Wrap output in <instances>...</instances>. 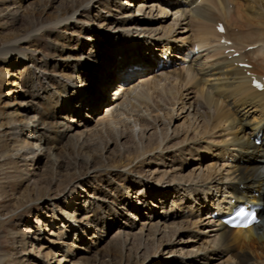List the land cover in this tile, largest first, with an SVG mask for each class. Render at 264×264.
Returning a JSON list of instances; mask_svg holds the SVG:
<instances>
[{
  "label": "bare ground",
  "instance_id": "6f19581e",
  "mask_svg": "<svg viewBox=\"0 0 264 264\" xmlns=\"http://www.w3.org/2000/svg\"><path fill=\"white\" fill-rule=\"evenodd\" d=\"M28 1L30 2V0H0V30L8 27L11 28L12 31L14 30V32L9 33V37L4 38L6 40L5 42L11 41L9 43L4 42L5 44L2 43L0 45V65L2 66V70H4L2 85L9 87V89L5 91L2 96L0 95V98H5V101H0V138H2L1 140L4 142L7 148V153H10L9 156L11 158L14 157V159L17 158L19 162L17 164H19V167L22 168L21 174H24L23 180L26 182L36 177L34 168V170L26 169L28 166H26L28 159L35 161L36 158L43 156L46 151H50V153L47 155H49L50 160L52 159V166L55 170L54 178L52 179L54 180L53 184L56 182H58V184L67 182L69 179H72L77 181L76 185H82L84 184L83 182H85L84 180L89 177V174L93 173L95 167L98 164L96 161L97 158L94 155L96 148L104 150L105 145L108 144L112 138H114V140H121L126 137L129 138V133H132L133 128H131L129 125L127 126L124 122H122V120H117L118 117L122 115V113L118 112L117 116H114L112 113L111 115H113V117L109 114L110 118L107 117L104 118V120L98 121V124L93 128L92 131L79 132L78 135L73 136L70 134L72 130V125L70 124L72 121L74 122V120L79 116L78 113L72 111L71 117H67L70 121L67 122L68 119L66 118V114H68L70 111L66 110V104L74 101L75 99H79V93H81L80 89H83L84 81L87 79V76H85L83 70L88 64H93L91 58L89 57H94L92 54H90V56L86 58L83 54L78 53V44L80 48L82 46V40L92 39L91 41L94 42V39L100 36L98 31L92 30L90 28L94 24L96 27H98V30H101L100 28H102V25L103 29L109 27V29L106 31V34L108 35L106 38L114 39L112 41L113 43L118 42V45L116 46L118 47V50L116 51H119L117 55V57L119 56L118 59L112 60L111 64H106L109 68L108 71H102L101 74H95L97 79L91 84V86H94V89L98 90L97 93L104 96L106 93V88L103 84H101L100 79L104 78L106 75L113 74V78L108 80L107 86L110 88L118 84L119 88L122 87L123 85L120 83L125 82L130 77L129 74H126V65L129 67L136 66L135 62L130 60L134 58L133 56H136L138 48L142 47L140 55H144L142 56V61L140 60L142 64L138 65V67H140L138 72L142 74L154 67L153 57L158 56L155 54V52H159V49L155 48L152 43H157L159 41H149L145 39L144 44H149V46H147L149 48V52L142 53L147 47H143L144 44H142V41L141 43L139 41H133L134 38L138 35H142L143 38L149 39L151 37H157L160 40H165L161 37H164L166 34L161 35L160 29H152L146 26L149 25V23H153V19L150 17L151 14L149 15L152 5L147 6L148 4H142V6L139 7L137 6V9L135 10L141 14L143 13V16H149L148 19H138L130 12L129 6L133 5H131L130 2L128 3L126 0H119V4H121L122 7L119 9L118 18L115 20H104V18L98 14V11L93 15L91 14L92 9L89 8L90 6L88 7L90 0H69L68 4L66 2L67 5L63 4L62 2L63 5L58 7L53 17H46L47 19L41 18V20H37L36 23V21L29 19V14L31 12L24 8L26 5L25 3ZM51 1L54 5L58 0ZM149 1L150 0H145V3H151L154 0H151L150 2ZM155 1L163 4L165 3L164 6H160L158 9V13L160 15L165 16V8L170 7L166 5L167 3L168 5H171L170 8L177 10L176 14L180 13V16L183 15L180 7L182 5L185 6L184 3L186 4V0H180L181 3L179 2L178 4L172 3L173 0H167V2L166 0ZM194 1L195 0H189V3H193ZM203 1L206 2H204L207 4L206 6H203L202 8L199 7L189 14L191 19L197 21L199 25L196 34V40L190 39L185 44L184 41H179L180 43H183L175 44V38L170 42L168 41V38L165 37L166 44L163 46L161 44L162 49H165V53L179 58V56L172 54L173 51H171L178 50L177 52H179V55L182 54L180 55L182 57L180 58V60L182 59L181 63L184 64L188 57L191 56L192 49L194 47H196L197 50H199V48H205L209 46V43L212 42V38L216 39V33L213 31V28L210 30L211 26H209V24H214L221 19H223L222 21L225 23L224 29L228 30L230 26L234 27V29H238L235 33L232 32L229 34L227 33L228 31L225 32L226 38L232 43V48L240 52L245 47L256 46V50L243 55L239 54L238 58H232L229 60L224 57L221 64L217 63L220 62L222 58L221 56H218L216 58L218 61L215 62L217 64H214L215 66H212L213 68L201 76L197 72L196 73L198 75H195L193 71H188V69L184 72L181 70H173L170 73V71L165 69L166 67L164 64H162V67L159 71L165 72L163 74L166 76L170 74L173 82H176L180 88L178 86V88H176L174 85H171L167 89L165 87H161L160 90H158V84L161 82L160 77H158L160 79L159 81H153L154 83H152V79H149L150 83L148 82L144 86L140 85L143 89L138 92L136 97L140 105L145 103L146 106V103L150 102L149 100H151V97L148 93L149 89L153 88V90L158 91L157 96H159L163 102L168 101L166 103L173 106L179 101H182L181 99L183 94L181 92H184V98L189 97V91L186 89V87H193L196 90L202 100L200 105L203 112L199 114V117L204 125V135L217 130L220 135L223 134V136L227 135L230 137L227 138V140L221 139V145L215 147L218 148L217 151L220 155L219 158L223 159L224 156H226V158H231L233 165L231 167L230 173H228L227 176H221L219 179L214 177L212 179H205L200 183V190H195L193 187L192 189L186 188L185 191H192L191 194L188 193L187 195H194L193 200L197 202V208H199V204H202V200L204 201L203 208L207 206L212 208L218 206L221 203L230 204L231 200L233 201V204L238 203L240 200H244V202H246L248 205L260 206L261 210L258 211L260 223L252 228L245 230H228L220 224V218H217L215 221H213V226H215L216 241L212 251L217 250L218 252L223 253V255H230L235 264H264V161L259 148L253 144V139L256 136H258L260 139H264V96L263 92H256L252 87H250V80L244 75V71L233 65L234 63L243 62L246 58L247 63L252 65V69L247 71L253 73L255 76L264 75V0ZM109 2H111V0H97L93 4L99 7L104 6L106 9H108L107 7L110 5ZM228 5H232L234 16L229 15L231 12L228 13L230 11V9L227 8ZM97 6L93 8H96ZM223 6L226 7V11L221 9ZM145 9H149V12L145 13ZM78 10L80 11L78 16L83 19H77L76 23H70V25L73 27L78 26L77 36L75 34L73 35V37L77 38V40H75V46L77 49L72 47L65 50L66 52L72 53L73 55L70 54L66 58L62 57L61 55L58 56L59 59L55 61L52 66L50 63L55 57H57L56 53L63 52L59 42H66L67 35L69 37L67 32L69 29L67 27L70 21L68 23L63 22L67 21L68 18L72 17L74 13L78 12ZM31 17H33L32 13ZM237 20L242 22H238L239 25L235 26L234 22ZM253 25L256 26L257 29H254L256 31H243V29L247 27L252 28ZM56 26L58 28L61 26V30L56 31L52 29V27L56 28ZM39 29H43L39 36L29 35L31 32L37 31ZM161 29L163 30L164 28L161 27ZM167 31L168 32L166 33H169L170 30L168 29ZM54 34H56V40L51 41L49 39V35L53 36ZM42 37L47 38V41L43 43L45 44L46 52H40L37 49L32 51L26 47L20 46L21 44H18L22 41H25L26 44H30L34 41H37L38 39L41 41ZM125 39H129L130 41L124 44ZM215 42H217V39ZM132 44H135V46H132ZM181 45L182 47L179 48ZM211 48L213 55H219L227 47L217 45ZM120 51L125 53V61H119L120 57H123V54H121ZM126 51L129 52V56L127 55V57H131L130 59L126 58ZM252 53L255 54L256 57H261L259 62L253 61V59L249 57V55ZM149 54L151 56L150 58H148ZM113 56H115L114 53ZM193 59L194 58H192V60ZM102 60L107 63L108 59ZM190 60L191 59H189L188 62H190ZM108 61H110V59ZM174 63L176 67L177 61H174L169 67L170 69L173 67ZM178 64L180 63L178 62ZM60 69H63L61 73L58 72ZM227 69L228 71H226ZM66 71H69V73ZM81 71L82 73H80ZM64 72L67 74H63ZM103 75L105 76L103 77ZM166 76L164 77V81L167 80L168 76ZM214 76L220 77L216 78V85H213L209 90L204 91L203 88L209 81L207 80V77ZM221 76L223 77L222 79ZM155 80L157 79L155 78ZM132 81H128V83L124 84V86L127 87H124L126 88L124 89V92L128 91L127 85H129ZM73 82L78 83V90H75L72 96L70 94V90H72L70 83ZM98 83L102 85L100 90L95 87V84L98 85ZM149 85L150 88L148 89ZM49 90H53V92H50ZM88 92H90V90H88ZM43 93H46V97L49 96L47 97L46 101H42L40 97ZM126 94L127 93H125V97L127 96ZM91 95L92 96H90V98L89 95L85 97L82 103L85 101L87 102V100L89 102L91 101L90 104L92 105L102 103L103 99H101L98 94L95 95L92 93ZM132 99L135 98L132 97ZM86 102L84 104H87ZM75 105V108L78 107L77 102ZM131 107L134 108L135 106L131 103ZM51 109H54L53 114ZM31 110L35 111L34 114L28 115V112ZM42 111L44 113H42ZM158 112H162L160 106H157L155 110V113ZM249 114L251 115V121L247 119V115ZM44 116L48 121L55 117V132L52 129V123L48 121L46 122V120L43 119ZM134 128H136L137 133L139 132L141 135H144L146 131H149L148 127L141 125L140 123L137 125L134 124ZM52 133L57 134V137L55 138L57 142H62V140L65 139L66 144L63 143L64 147L72 145V149L74 152H76V155L72 156L71 159L68 158L70 161L68 159H63L62 157L58 158L57 155L53 153L55 149L48 148V141H50L49 135ZM152 136L153 137H151V139H149L146 143L144 151L141 154L133 153L134 159L139 156L151 153L159 148V142L157 141L158 138L154 137V135ZM140 141L142 142L141 139L139 142ZM121 146L122 151H127L129 148H125L123 145ZM228 148H230L231 151H234L235 154L233 155ZM165 149L166 148H162L161 152ZM144 163L145 162L142 164ZM109 166L110 165H107L105 168L103 167V169L106 171ZM125 166L126 165H123L121 168ZM111 171H113V169H111ZM129 172L130 171L123 173L117 169L115 173L112 172L110 174L111 177L107 179H100L99 190H101V192H99V190L97 191V197L90 196V193L86 192L84 188L81 189V191L84 193V196L80 195L73 188L70 190L68 189V193H65L66 196L61 203L63 209L57 208L53 202V200H55L54 197H47L48 205L44 207L42 206L40 208V211L37 212L35 219L31 221L26 219L27 223H25L26 225L22 229L21 233H16L13 235L15 238H17L16 242L19 243V246L24 248V246L27 244L29 248L18 252V258H21L23 262L18 261L17 264H42L44 259L49 260L47 261L49 264L56 256L55 253L53 254V251L42 253L43 249L41 250V247L35 245L34 243L38 240L35 235L40 234L41 231L43 232L45 230V226H47L43 225L45 219L52 220L53 218L52 223L51 220L47 221V224L53 227V229L58 225L56 220H59V223L67 224L65 228H68L67 234H71L69 238L70 241H72L68 247L69 249L72 248V250H75L74 255H79L81 252L85 251L84 248L79 247L80 245H85L84 247H87L88 245L90 246L92 244V242L87 244V242H90L88 235H90L92 231L93 237L97 235L95 237L96 241H100V232L99 230L95 229V226L99 225V219H102L100 211H97L96 213V211L93 210L92 217H88L87 215L81 216L79 220H76V222L79 223V226L77 229H74L72 227L70 228L71 221H68L69 219L66 220V216H69V212H66V210H72L71 213L77 215L78 213L82 212V209L84 210L85 206H87V210H89V208L92 206H96L97 209L99 208L98 210H102L104 207H109V209L112 211V216L115 217L116 222L119 221L120 218L116 219V217L119 216V213L115 212V208L113 211L109 204L104 200L103 196L106 192L102 191L105 187V184H107L109 187H111L112 184L114 185V181L112 180L113 177L121 179L123 178V175L128 176ZM133 177L135 179H131L130 183L133 184V186L137 185L135 194H138L149 181L147 180L148 178L143 177L142 169L138 170L135 168V175ZM124 180L126 181L128 178ZM163 184H168L169 186L168 181L164 182ZM146 186L148 185L146 184ZM221 189H226L227 192L225 197L223 196V192L220 193ZM48 190H45L44 195L48 192ZM153 190L154 188L152 191ZM181 190L182 189L180 188L178 191ZM121 191L123 192V195H126L125 199H127L129 202L131 201L128 199L129 196L130 198H132V196L134 199L137 198L136 195H130L132 190L129 186L122 187ZM185 191L183 190V192ZM159 195L160 194L158 193H154L152 202L157 200ZM169 196L170 194L166 195V197ZM186 196L184 198H186ZM178 199L180 198L177 197L175 200ZM137 200L139 203H141V197H139ZM166 200L169 199L166 198ZM38 201H40V198L36 200V202ZM116 201L118 200H115V202ZM32 202H28L26 206H29L32 204ZM158 202L159 201H157V203ZM118 203H120V200ZM187 203L191 204L192 201L187 199ZM139 205L140 207H143L142 203L136 205L134 202H130L126 208L123 206V209L128 212V215L125 214V216L130 215L129 211H137V206ZM151 205V207L156 208L154 204ZM48 207H51V209L49 211H44V209H48ZM49 212H55L57 213V216H54V214L51 216ZM88 212L90 211H87V213ZM71 213L69 214L71 215ZM175 213H177V211ZM211 213L212 211H209L207 214L210 215ZM171 214H164L165 216L162 218L159 217L161 221H164L163 223H167V220H172L173 223L171 226H168V224L164 225L163 228H160L157 226V224L154 225L153 228L155 231L153 237L157 234H163L162 238L169 237L175 232H172L171 230L177 231L180 229L179 227H182V223L176 224L174 222V217L179 219L177 218V214L174 215V217ZM183 216L184 215H182V217ZM68 218H70V216ZM92 225L94 226L92 227ZM89 228L92 229L89 230ZM125 228L130 229L131 224H123V229ZM161 229H164V231ZM165 229H169L170 232H166ZM145 231L144 228H141L138 233H124L121 231L117 236H115L116 238H113L112 243L110 244L112 254L110 253L109 255L107 253L106 256H103L100 254L102 249L95 250L94 252H92L91 249L92 253L90 255L83 256L80 258V260L78 259V262L73 264H113L114 261L116 264H149L148 262L154 264L157 260L155 257H153V255L150 254V248L152 246L154 247V243L153 245L151 244L152 246L149 244V240L152 238V236L150 238L148 234L145 235ZM73 234L75 236L74 238L72 237ZM157 247L158 246H156L155 249ZM122 252H124L123 257L122 255H119ZM170 253L172 252L163 253L164 257H162L163 254L159 257L164 258L165 261L169 263L172 261V259H180L181 261L190 260L191 263H193L198 258L197 251L195 253H185L178 256L170 255ZM116 254H118V256H116ZM202 255L205 256L204 254ZM116 257H118V261H116ZM28 259L32 260L25 263V260ZM3 262V257L0 254V264Z\"/></svg>",
  "mask_w": 264,
  "mask_h": 264
},
{
  "label": "rangeland",
  "instance_id": "374dc122",
  "mask_svg": "<svg viewBox=\"0 0 264 264\" xmlns=\"http://www.w3.org/2000/svg\"><path fill=\"white\" fill-rule=\"evenodd\" d=\"M58 1L56 2V4L53 5L51 0H30V2L28 1L29 3L28 2L25 3L26 5L24 8L28 9V11L32 13L33 17H31V13H30L29 19H31L32 21H36L37 23V20L40 21L41 18L47 19L53 17L58 7H60V5L66 4V2L68 4L69 0H61L60 2ZM96 1L97 0H90L88 3V7L90 6L89 8L92 9L91 10L92 15L98 11V14L101 15L102 18H104V20H115L116 18H118L119 9L120 7H122L121 4H119V0H111V2H109L110 3L109 7H107L108 9H106L104 6L99 7L93 4ZM126 1L128 3L130 2V4L133 5V6H129L131 14H133L135 17L141 20L148 19L149 16H143V13L141 14L140 12H136L135 10L137 9V6L138 7L142 6V4H148L147 6L152 5L151 7L152 9L149 15L150 14L152 15V16L150 15V17L153 19V23L151 24L149 23V25L146 26L152 29H160L161 35L166 34L164 37H161L164 38L165 40L161 39L162 40L161 41L157 37H151L148 39V38H143L142 35H138L137 37L134 38L133 41H139L140 43L142 41V44H144L145 39L149 41L157 40L159 42L152 44L155 48H158L159 51L161 49L163 52L165 49H162V46L166 44L165 37H167L168 41L170 42L171 40L173 41V39L175 38L176 40V41L174 40V42H176L175 44L183 43V42L180 43L179 41H184L185 44L190 39L196 40L197 38L196 34L199 25L197 21L191 19L189 14H191L192 11H194L197 8L199 7L202 8L203 6L207 5L205 4L206 3L205 1H201V0H195L193 3H189V0H186L185 1L186 4L184 3L185 6L182 5L180 7V10H182V14H183L182 16L185 17L184 18L180 16V13L176 14L177 10L174 8H170L171 5H168V3L166 5L170 7L165 8L166 14L164 16L158 13V9L160 6H164L165 3L164 4L159 3L155 0L151 3H145V0H126ZM179 2L180 0L172 1V3H177V4ZM95 6L97 7L93 8ZM227 7L228 9H230V11L228 10L229 11L228 13L231 12V14L229 15L234 16L232 5H228ZM221 9L223 11H226L225 6H223ZM148 12L149 9H145V13ZM79 13L80 11L78 10L77 13H74L72 17L68 18L67 21L63 22V23L65 22L68 23L70 21L67 27L69 29L67 31L69 37L66 34L67 35L66 42L64 41L59 42V45L62 48L63 52L56 53L57 57H55L50 63L52 66L54 62L59 59L58 56L61 55L62 57L66 58L70 54H72L66 52L65 50L70 49L72 47L76 48L75 40H77V38L73 37V35L75 34L77 36L78 26L73 27L72 25H70V23H76L77 19H83L78 16ZM222 20L223 19L219 20L218 22H222L225 26V23ZM238 22H242V21H238V20L235 21L234 22L235 26L239 25ZM209 26H211L210 30H212V23H210ZM47 27H51V26H47ZM161 27H163L164 29L162 30ZM90 28L92 30L98 31L100 36L95 38L94 42L91 41L92 39L82 40V46L80 48H79V44L77 46L78 53L83 54L86 58H88L90 54H92L94 57H89L91 58L93 64L91 63L88 64L83 70L85 76H87L86 77L87 79H85L84 81L83 89H80L81 93H79V99H75L74 101L66 104V110L70 111L69 112L70 114L69 113L66 114L67 115L66 118L68 116L71 117L72 111L78 113L79 116L74 120V122L72 121V123L70 124L72 125L71 126L72 130L70 134L73 136V135H78L79 132L92 131L93 128L98 124V121L104 120V118L109 117V114L112 117L113 115L117 116L118 112L122 113V115L118 117L117 120L119 121L122 120V122H124L127 126L129 125L131 128H133L132 129L133 131L132 133H129L130 134L129 138L126 137L121 140L120 139L114 140V138L110 139L109 143L105 145L104 150L103 149L100 150L99 148L98 149L96 148L94 155L97 158L96 161L98 164L95 167L93 173L89 174V177L86 178V180H84L85 182H83L84 184L82 185H76L77 181L72 179L71 180L69 179L67 182H62L59 184L58 182H56L57 184L56 183L53 184L54 180L52 179L54 178L55 170L54 167L52 166V161H51L52 159L50 160L49 155H47L48 153H50V151L48 152L46 151L43 154V156L36 158L35 161L33 160L31 161L30 159H28V162H26V166L28 165L26 169L30 170L34 168L36 177L26 182L25 180H23L24 174L23 173L21 174L22 168L19 167V164H17L19 163L17 158L14 159V157L11 158L9 156L10 153H7L6 150L7 148L4 142L1 140L2 138H0V254L3 257V261H4L2 264H17L18 261L23 262L21 258H18L19 256L18 252L23 251L25 249H29L28 245L26 244L24 248H22L21 246H19V243L16 242L17 238H15V236L13 235L16 233H21L22 229L26 225L25 223H27V220L31 221L35 219V216L37 215V212L40 211V208L42 206L44 207L48 205L47 197H54L55 200H53V202L55 203L58 209L60 208L63 209L61 203L63 202V199L66 196L65 193H68L67 192L68 189L70 190L73 188L80 195H83L84 193L81 191V189L84 188L86 192L90 193L89 194L90 196L97 197L98 196L97 191L100 189L99 180L102 178L107 179L111 177L110 174L112 172L115 173L117 169H119L120 172L122 171L123 173L128 171L130 172L128 176L123 175V178L121 179H118L117 177L116 178L113 177L112 180L114 181V185L112 184V186L109 187L107 186V184H105L104 185L105 187L102 192H106L103 197L104 200L112 208V210L114 211L115 208V212L119 213L120 217L119 216L116 217V219L120 218L119 221L116 222L115 217L112 216L111 214L112 211L111 209H109V207L108 208L104 207V209L98 210L99 208L97 209L96 206H92L89 208V210H87V206H85L84 210L82 209V212L78 213L77 215L71 213L72 210L67 209L66 212L71 213V215L68 213L70 218H68L69 216H66L67 217L66 220L69 219L68 221H71L70 228L72 227L74 229H77V227L79 226V223L76 222V220H79L81 216H85V215H87L88 217H92L93 210H95L96 213L97 211H100L102 217V219H99V223H98L99 225L95 226V229L99 230L100 232L99 236H101L100 237L101 240L96 241L95 237L97 235L93 237L92 235L93 231H92L91 234L88 235L90 242H87V244H90L91 242L92 244L90 246L88 245L87 247H84L85 245H80L79 247L84 248L85 251L81 252L79 255L78 254L74 255L75 250H72V248L69 249L68 247V245H70L72 241H70L69 238L71 234L70 235L67 234L68 228H65L67 224L59 223V220H56L58 225L53 229V227L47 224V221L49 219H45L43 224V225H47L45 226V230H44L45 232L41 231L40 234L38 235L36 234L35 236L37 237L38 240L35 241L34 243L35 245L40 246L41 250L43 249L42 253H46V252L48 253L52 251L53 254L55 253L56 256L51 260L52 262H50L49 264H73L78 262L80 258H82L83 256L90 255L95 250H100V249H102L100 253L101 255L106 256L107 253L110 255V253L112 254V250L110 249V244L112 243L113 238H116L115 236H117L118 233H120L121 231H123L124 233H138L141 228H144V231L146 230L144 232L145 235L148 234L150 238L152 236L151 238L152 241L150 238L148 239H150L149 240L150 245L151 244L153 245L154 243V247L151 245L153 248L152 247L150 248V254L153 255V257H155V259L157 260L156 263L154 264H166V263L167 264H235L233 259H231L230 255L228 254L223 255V253L218 252L217 250L212 251V249H214L215 241H216L215 226H213L214 224L213 220L210 219L209 215L207 214L212 209L209 208L208 206L203 208L204 206L203 200H202V204H199V208H197L198 204L196 201L193 200L194 195H187L188 193L191 194L192 191L191 192L185 191L186 188L192 189L193 187H194L193 189L195 190H200V183L205 179L208 178L212 179L213 177L219 179L221 176L225 177L228 175V173H230L231 167L233 165L232 159L226 158V156H224L223 159L219 158L220 155L218 154L219 152L217 151L218 148L215 147L221 145L220 144L221 139L227 140V138L230 137L227 135L223 136V134H221L222 135L221 136L217 130L207 135H204V125L199 117V114L203 112L200 105L202 100L193 87H189V86L186 87V89H188L189 91L188 98L187 97L184 98V92H181L183 94L181 99L182 103L179 101L177 104L171 106L166 103L168 101L163 102L162 99H160L159 96H157L158 91L153 90V88H150L149 85L148 89L149 88L150 89L148 93L149 96L151 97V100H149L150 102L147 101L148 103H146V106L145 103L140 105L136 96L138 92L143 89L141 86H144L151 79H152L151 80L152 83H154L153 81H159L161 79L162 83L159 82L158 90H160L161 87H165L167 89L171 85H174L176 88L178 87L180 88V86L176 82H173L172 77H170L171 75L169 74L167 75L168 76L167 77L166 75L163 74L165 73L163 71L156 72L153 70V68H151L150 70L145 71L142 74L136 75L133 81L131 80L132 82H130L129 84L130 86L127 85L128 91L126 92H124V89L127 88L126 86L119 88V85L116 83L115 86L109 88L107 86V82L109 79L113 78V74H109L106 76L103 75V77L104 76L105 77L100 79V82L106 88V93L104 95L105 97L97 93L98 90L94 89V86H91V84L97 79V76L95 74L97 73L101 74L102 71L104 72L108 71L109 68L106 64H111L112 60L116 59L115 57H117L119 51H116L118 50V47H116L118 45V42L113 43L112 41L114 39L106 38L108 37L106 31L107 29H109V27L103 29V25H102V28H100L101 30H98V27H96L94 24ZM252 28L247 27L243 29V31H253L254 29H257L255 25H253ZM52 29L56 31L61 30V26L60 28H58L57 26L56 28L52 27ZM168 29L170 31L169 33H166L168 32L167 31ZM42 30L43 29H39L37 31L31 32L29 35L39 36V34L42 33ZM237 30H238L237 28L234 29V27L230 26L228 30L229 32L227 33L229 34L232 32L235 33ZM11 32H14V30L12 31L11 28L9 27L0 30V45L2 43L3 44L9 43L11 41L10 40L5 42L6 40L4 39L5 37H9V33ZM55 37L56 34H54L53 36L49 35V39L51 41H55L56 40ZM211 40L212 42L209 43L210 47L207 46L205 48H199L200 51L198 54L193 56L194 58L193 60L191 59L190 62H185L184 64L181 63V60H179L180 64H178L177 61L176 67L174 63L173 67L171 69L168 68L167 71H170V73L173 70H178V71L181 70L184 72L188 69V71L191 72L193 71L195 75L198 73L201 76L205 74V72L213 68L212 66H215L217 63L221 64L226 54L221 52V54L219 55H215V54L213 55V53L211 52L212 49L211 47H215L218 44L217 42H215L216 39L212 38ZM46 41L47 38L42 37L41 41L38 39L37 41H34L30 44H26L25 41H22L19 42L18 44H21L20 46L26 47L32 51L34 49H37L40 52L42 51L46 52L45 44H43ZM128 41L130 40L125 39L124 44ZM132 46H135V44L134 45L132 44ZM147 46H149V44L147 43L143 45V47L145 48ZM181 47L182 45L179 46V48ZM255 47L256 46H254L253 47L254 49H251L248 52L255 51L256 50ZM141 50L142 47L138 48L136 56H133L134 58L130 60L132 62H135L136 66L142 64L141 59L142 56L144 55H140ZM171 51H174L173 54L175 55L179 54L178 52H176L177 50H171ZM120 52L121 54H123V57H120L119 61L121 60L125 61L124 60L125 53L123 51ZM148 52H149V48L147 47L145 51H143L142 53H148ZM113 53L115 56H113ZM128 54L129 52H127L126 58H129L127 57ZM150 54L148 58L151 57ZM218 56L222 57L220 62H217L218 60H216ZM249 57H251L253 61H257V62H259L261 59V57L259 56L256 57V55L253 53L250 54ZM102 59H108V60L110 59V61L107 60L106 63ZM171 59L175 60V58L173 57H171ZM155 65H157L156 62L154 66ZM62 70L63 69H60L58 70V72L61 73ZM3 71L4 70H2V66L0 65V95L1 96L2 94H4L5 91L9 89L8 86L2 85V81L4 77ZM226 71H228V69ZM66 72L69 73V71ZM66 72H64L63 74H65ZM80 73H82V71ZM165 76L167 77L166 81H164ZM158 77H160V79ZM155 78L157 80H155ZM216 78H220V77L218 76L207 77V80L209 81L204 86L203 90L207 91L211 88V86L216 85ZM222 78L223 77L221 76V79ZM77 84H78L77 82L70 83V86L72 87V90H70V94L72 96L75 90H78ZM101 84L100 83H98V85L95 84V87H97L100 90V87H102ZM88 90H90V92H88ZM49 91L53 92V90H49ZM92 93L95 95L98 94V96L101 99H103L102 103L100 104L97 103L92 105L90 104L91 101L89 102L88 100L87 102L85 101L87 104H84L85 102L82 103L84 101L83 99L88 95L90 98V96H92L91 95ZM125 93H127L126 97H125ZM45 94L46 93H43L40 96L42 101H46L47 97H49V96L46 97ZM132 97H134L135 99H132ZM0 101H5V98L1 97ZM76 102L78 107L75 108ZM131 103L135 106L134 108L131 107ZM157 106H160V108L162 109L161 113L160 112L155 113ZM32 110L28 112V115L34 114L35 111ZM51 111L53 114L54 109H51ZM42 113L44 112L42 111ZM112 113L113 115H111ZM250 118L251 115L250 114L247 115V119L249 121H251ZM43 119L46 120L45 116L43 117ZM47 121L48 120H46V122ZM69 121L70 120L68 119L67 122ZM48 122L52 123V129L55 132L56 131L55 117L51 118ZM138 123L148 127L149 131H146L144 135H141V133L139 132L138 134L136 128H134V124L137 125ZM56 133L55 134L52 133L53 135L52 134L49 135L50 141H48L49 142L48 148L55 149L53 153L56 154L58 158L62 157L63 159H68V158L71 159L72 156L76 155V152H74V150L72 149V145L68 147H64L63 143L66 144L65 139H63L62 142H57L55 139L57 137ZM152 135L158 138L157 141L159 142V148L151 153H148L143 156H139L134 159L133 153L141 154L144 151V147L146 146L148 140L151 139V137H153ZM140 139L142 140V142L140 141L141 143L139 142ZM121 145H123V147L125 148L129 147L128 150L122 151ZM162 148H166V149L161 152ZM228 149L230 150V148ZM233 153L234 152L232 151V154ZM143 162L145 163L142 164ZM107 165L110 166L105 171L103 167L105 168ZM123 165L126 166L121 168V166ZM110 168L113 169V171H111ZM135 168L138 170L142 169L143 177L148 178L147 180L149 181L148 183H146L148 186H146L145 184V186L142 189L143 191L141 190L138 194H135V190H137V185L133 186V184L130 183L131 179H135L133 177L135 175ZM127 178L128 180L125 181L124 179ZM167 181L169 182V186L168 184H163L164 182ZM126 186L131 187L132 193H130V195H136L137 197L136 199H134L133 196L132 198H130L129 196L128 199L131 200L130 202H134L136 203V205L141 203L143 204V207H140V205L137 206V211H133V212L129 211L130 214L129 216H125V214L128 215V212H126V210L123 209V206H125L124 208H126L127 205L130 204V202L127 199H125L126 195L125 194L123 195V192L121 191V188ZM47 188L50 190H48ZM153 188L154 190L152 191ZM180 188L182 190L178 191L180 190ZM45 190H48V192L44 195ZM183 190L185 192H183ZM221 191L223 192L222 189ZM99 192H101V190H99ZM154 193L155 194L158 193L160 195L157 197V200H154V202H152V197L154 196ZM141 194L144 195L142 196ZM165 194L166 195L170 194V196L166 197ZM185 196L186 198H184ZM139 197H141V203H139L137 200ZM177 197L180 198L178 199L179 201L175 200ZM39 198L40 201L36 202V200ZM166 198H168L169 200H166ZM187 199L192 201V203L191 204L187 203ZM115 200L118 201L120 200V203H118V201L115 202ZM157 201L159 202L157 203ZM28 202L29 203L32 202V204L26 206ZM151 204H154L156 208L151 207L152 206ZM50 209L51 207H48V209H44V211H49ZM87 211L90 212L87 213ZM176 211L177 213H175ZM49 213L51 214V216L53 214L54 216H57V213L55 212L54 213L49 212ZM164 214H168V215L171 214L173 215V217L174 215L177 214V218L179 219H176L174 217L175 219L174 222L176 224L182 223L183 225L182 227H179L180 229L177 231L171 230L172 232L173 231L175 232L174 234L170 233L171 235L169 237L162 238L163 234H159V235L157 234L153 237L155 231V229L153 228L154 225L157 224V226L163 228L164 225L168 224V226H171V224L173 223L172 220L169 221L167 220V223H163L164 221H161L159 217L162 218L163 216H165ZM182 215L184 216L182 217ZM52 220L51 223L53 222ZM126 223L131 224L130 229L128 228L123 229V224ZM93 226L94 225H92V227ZM91 229L92 228H89V230ZM162 231H164V229ZM165 231L170 232L169 229H165ZM72 237L73 238L75 237L74 234ZM156 246L158 247L155 249ZM196 251L198 252V258L193 263H191L190 260L181 261L180 259H176V260L172 259V261L169 263L166 262L164 258L159 257L163 253H167V252H172L170 253V255L178 256L185 253H191V252L195 253ZM202 254H204L205 256H203ZM119 255H122L123 257L124 252L120 253ZM116 256H118V254H116ZM162 257H164V254ZM31 260L30 259L25 260V263ZM47 261L49 260L44 259L42 264H48ZM116 261H118V257H116ZM148 263L152 264L151 262ZM113 264H116L115 261L113 262Z\"/></svg>",
  "mask_w": 264,
  "mask_h": 264
},
{
  "label": "snow or ice",
  "instance_id": "6c2138e0",
  "mask_svg": "<svg viewBox=\"0 0 264 264\" xmlns=\"http://www.w3.org/2000/svg\"><path fill=\"white\" fill-rule=\"evenodd\" d=\"M257 87H259V85H257ZM238 215H243V210L241 209L240 213H238Z\"/></svg>",
  "mask_w": 264,
  "mask_h": 264
}]
</instances>
